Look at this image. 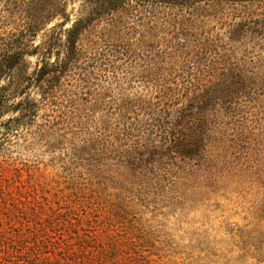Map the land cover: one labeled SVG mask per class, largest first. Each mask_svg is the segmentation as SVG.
<instances>
[{
	"label": "rangeland",
	"instance_id": "1",
	"mask_svg": "<svg viewBox=\"0 0 264 264\" xmlns=\"http://www.w3.org/2000/svg\"><path fill=\"white\" fill-rule=\"evenodd\" d=\"M85 1L76 64L0 126V264H264V1L118 23ZM13 16L0 0L1 36Z\"/></svg>",
	"mask_w": 264,
	"mask_h": 264
},
{
	"label": "trees",
	"instance_id": "2",
	"mask_svg": "<svg viewBox=\"0 0 264 264\" xmlns=\"http://www.w3.org/2000/svg\"><path fill=\"white\" fill-rule=\"evenodd\" d=\"M68 0H7V7L13 13L14 29L7 36L0 35V75H8L12 86L0 89V116L11 112L13 115L0 126L12 133L19 125L31 124L38 114L39 102L28 93L32 87L45 99L54 92L63 75L77 62L80 53L79 39L87 28L85 0H81L80 11L75 19L67 12ZM264 0H102L97 15L104 13L117 23L133 12L160 7L186 8L199 4L247 3ZM58 23L49 27L55 20ZM66 26H69L66 28ZM42 40L37 43V38ZM36 57L39 64L31 76H24L25 85L18 87L14 80L17 64L27 67V58ZM11 79V80H10ZM12 100V101H11ZM41 103V102H40ZM0 118V120H2ZM22 126V125H21Z\"/></svg>",
	"mask_w": 264,
	"mask_h": 264
}]
</instances>
